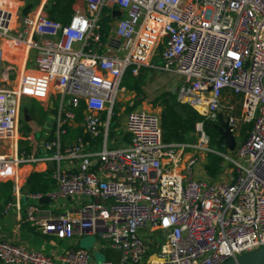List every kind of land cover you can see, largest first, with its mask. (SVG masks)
<instances>
[{"label": "built area", "instance_id": "built-area-1", "mask_svg": "<svg viewBox=\"0 0 264 264\" xmlns=\"http://www.w3.org/2000/svg\"><path fill=\"white\" fill-rule=\"evenodd\" d=\"M81 2L63 24L40 12L18 16L17 0H0V180L12 182L6 210L19 211L21 165L53 164L54 188L28 196L25 221L60 240L96 235L120 259L93 262L82 248L53 257L0 240V264H223L264 245V0ZM105 9L116 22L102 42ZM144 68L173 77L178 104L202 118L197 140L164 143L159 109L127 111L112 133L123 76ZM52 90L60 102L45 154L19 152L22 99L43 103ZM229 94L242 99L240 122L250 129L232 154H219L228 179L202 180L195 166L217 153L204 122L222 114L237 135ZM81 102V135L64 145ZM43 197L86 201L57 213L38 204ZM154 233L160 243L150 254L145 236Z\"/></svg>", "mask_w": 264, "mask_h": 264}, {"label": "crops", "instance_id": "crops-1", "mask_svg": "<svg viewBox=\"0 0 264 264\" xmlns=\"http://www.w3.org/2000/svg\"><path fill=\"white\" fill-rule=\"evenodd\" d=\"M9 0H5L8 2ZM48 0H40L38 6L34 8L27 15H34L37 12L42 13L47 16V13L44 10ZM18 2V16H22L21 10L26 5V2ZM74 7L83 8V3L81 0H74V3L71 7L72 12ZM105 9L101 16H109L106 13ZM109 11V10H108ZM118 12V11H117ZM72 15V13H71ZM70 15V17H71ZM120 16V15H119ZM116 16V17H119ZM69 17V20H70ZM49 18V17H48ZM19 19V18H18ZM50 19V18H49ZM112 22L110 25H114L115 22ZM68 20V21H69ZM59 22V21H58ZM63 23V22H60ZM68 23V22H66ZM63 23V24H66ZM29 72L32 69H28ZM155 73V72H152ZM169 86L173 83V77L170 75ZM173 86V85H171ZM133 94L126 92L125 94ZM25 99L26 101H23ZM20 105V120L23 119L26 123V128L29 131V135L26 137L21 135L20 131V121H19V137L20 141L28 142V151L27 154H34L35 156L44 155L45 151L43 150V143L48 139L53 137L55 121L57 118V110L59 107V94L55 91H51L46 100L42 103L35 99L23 98ZM34 101L41 108V114H36L33 117H30L28 114V109L22 110L23 103L31 105V102ZM124 109V107H122ZM22 113V115H21ZM123 117V116H122ZM82 123V122H81ZM81 123H77L76 120L67 126L66 134L62 137V143L64 145L71 144L78 134L73 133L75 130H82ZM36 133L39 134V139H36ZM127 142V141H126ZM69 164V163H67ZM48 165L42 163H26L21 165L19 168V173L21 174V198L19 201L20 210L16 211L15 208L11 207L6 210V205L13 200V190L12 182L10 180H0V240L15 244L22 245L29 249L41 250L45 254L57 257L60 253L67 249L79 248V238L81 236H74L70 240H60L51 235L43 234L39 230L35 229L27 221H25L24 211L28 205L34 203L28 196L32 194H44L54 188V181L52 178V170L48 169ZM69 167V165H66ZM71 169H74L75 166H70ZM38 175L36 178L39 181L33 182L34 179H30V175ZM86 199H75V200H60L58 203L52 204L48 199L46 203H39L43 207H48L55 212H64V211H73L77 209ZM144 234V233H143ZM146 237V236H145ZM151 249H149L150 251ZM102 254L105 257V260H111L118 262L120 259V254L117 251H112L106 246L101 248Z\"/></svg>", "mask_w": 264, "mask_h": 264}, {"label": "trees", "instance_id": "trees-1", "mask_svg": "<svg viewBox=\"0 0 264 264\" xmlns=\"http://www.w3.org/2000/svg\"><path fill=\"white\" fill-rule=\"evenodd\" d=\"M74 0H48L46 6L44 7L45 12L51 20L66 23L72 13V5ZM112 19L110 16H101V40L106 41L107 36H109L110 24ZM146 69H141L140 73L133 77L131 72L128 70L125 72L121 86L129 93L135 94V96H142L141 101H146L151 104L153 108L160 109V120L161 128L163 132V142L169 143H185L190 139L191 133L194 131L195 124L202 118L191 110L189 107L182 105L185 112V117L177 115L173 108L178 104L175 96L168 90L158 91L156 89L150 90L146 85L145 81ZM152 72V71H151ZM148 79V75H147ZM149 83V81H148ZM133 107L128 108L130 111ZM83 109L84 105L81 102L79 108L76 112L75 120L77 123H81L83 120ZM126 111V112H127ZM117 126V123H116ZM204 131L209 138V144L211 149L217 153H208L206 155V163L203 166L205 175L213 180L222 171V166L224 159L219 154H227V149L224 143L220 142V136L217 130L213 127V123L204 122ZM250 129V125H246V128L242 131V142L247 138V131ZM67 130V127H66ZM81 131L78 129L73 131V133L81 135ZM88 139V138H87ZM128 140L127 136H124V142ZM38 175H30V179H34L33 182L39 181L36 178Z\"/></svg>", "mask_w": 264, "mask_h": 264}, {"label": "rangeland", "instance_id": "rangeland-1", "mask_svg": "<svg viewBox=\"0 0 264 264\" xmlns=\"http://www.w3.org/2000/svg\"><path fill=\"white\" fill-rule=\"evenodd\" d=\"M107 14H110V12L107 10L106 11ZM113 22H116L115 19H113ZM114 25H112L111 27H113ZM110 38H113V34L110 32L109 34ZM117 46V45H116ZM159 52V51H158ZM158 52L156 53L152 63L154 65H160L161 64V60L159 58V56L157 55ZM145 75H146V79L145 81L147 82V87L150 90L156 89L157 92L161 91V90H168V91H172L173 86L170 85L169 86V80H170V75L167 73H152L150 70H146L145 71ZM147 75H148V79H147ZM149 81V83H148ZM122 97V98H121ZM118 98H120V101H115V105H114V113H121V108L124 107V111H122V114L117 118L114 117L111 120V131L113 133V129L118 127L121 128V120H122V116L126 113V111L128 110V108L133 107L132 109H137V108H144V109H151V110H157L159 109L157 108H153L151 104H148L146 101H141L142 96H135V94H122V96H119ZM229 100H231V105L233 107V117L238 121L237 124V128H236V132L237 135H234V139L236 141V147H238V145L242 142V131L246 128L247 124H242L240 122L241 119V102L242 99L240 97L234 96L232 94H229ZM23 101H26L25 99H23ZM230 102V101H229ZM24 109H28V114L30 117H33L36 114H41V108L38 104H36V102L32 101L31 105L27 104L26 102L23 103L22 105V110ZM160 112V109H159ZM22 115V113H21ZM117 123V126H116ZM20 131H21V135L26 137L27 135H29V131L26 128V123L24 122L23 119L20 120ZM39 134L36 133V139H39ZM195 140H197V135L195 134V132L193 131V133H191L190 135V139L187 140V143H191L194 142ZM19 152L22 151L23 149H26L28 151V142L27 141H19ZM209 147L211 148L210 144ZM100 148V146H99ZM108 148H113V145L111 144V142L109 141L108 143ZM187 152L192 153L193 150H188ZM229 153V152H227ZM232 154V153H231ZM206 163V156L204 158L201 159V162L195 166V169L198 173V178L202 179V180H206L209 179L203 170V166ZM201 168H198L200 167ZM222 171L221 173L215 178L213 179L214 181H218V180H225L228 179V175L229 173L232 172L231 170V166L229 164V162L226 161V159H224L223 162V166H222ZM198 168V169H197ZM195 171V173H196ZM211 180V179H209ZM142 236V235H141ZM147 239H149V241L151 240V242L153 243V245H149V248L152 247V249L149 251L150 254L156 253L158 251V247H155L154 244L160 243V236L159 233H154V234H147L146 235ZM64 242H66V240H64ZM106 246V242L101 240L98 236L96 235H84L81 238H79V248H82L84 250H86L92 261L93 262H102L105 260L104 255L102 254L101 248Z\"/></svg>", "mask_w": 264, "mask_h": 264}, {"label": "water", "instance_id": "water-1", "mask_svg": "<svg viewBox=\"0 0 264 264\" xmlns=\"http://www.w3.org/2000/svg\"><path fill=\"white\" fill-rule=\"evenodd\" d=\"M21 2H26V5L21 10L22 16H26L34 6H38L40 0H19ZM119 12H113L112 17L119 16ZM174 81L171 85H174ZM174 112L181 116L185 117V112L182 108V105L177 104L173 108ZM213 127L217 130L220 136V142L224 143V146L228 150L229 153H233L236 148V141L234 139L233 134L230 131V128L227 124V120H224L223 115L219 114L217 118V122L213 125ZM48 169H53V164L48 166ZM39 203H46L47 198L43 197L38 201ZM223 264H264V245L259 248L245 252L241 255L236 256L234 259H229L225 261Z\"/></svg>", "mask_w": 264, "mask_h": 264}, {"label": "flooded vegetation", "instance_id": "flooded-vegetation-1", "mask_svg": "<svg viewBox=\"0 0 264 264\" xmlns=\"http://www.w3.org/2000/svg\"><path fill=\"white\" fill-rule=\"evenodd\" d=\"M215 123H213V125H214Z\"/></svg>", "mask_w": 264, "mask_h": 264}]
</instances>
